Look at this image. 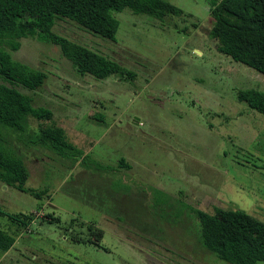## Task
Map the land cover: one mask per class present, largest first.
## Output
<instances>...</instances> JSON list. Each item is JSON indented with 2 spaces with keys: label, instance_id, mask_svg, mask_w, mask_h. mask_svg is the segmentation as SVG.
Instances as JSON below:
<instances>
[{
  "label": "rangeland",
  "instance_id": "rangeland-1",
  "mask_svg": "<svg viewBox=\"0 0 264 264\" xmlns=\"http://www.w3.org/2000/svg\"><path fill=\"white\" fill-rule=\"evenodd\" d=\"M165 1L182 13L113 12V40L54 21L53 33L128 78L78 75L56 45L33 37L8 51L45 74L35 90L15 88L51 111L82 160L71 164L28 142L32 132L19 141L2 127L26 168L25 187L46 191L34 198L0 182V208L33 217L0 248V264H229L198 243L193 209L264 222V115L236 97L250 88L264 95V75L217 49L208 0ZM12 223L0 215V228L11 232ZM88 226L100 235L89 238Z\"/></svg>",
  "mask_w": 264,
  "mask_h": 264
},
{
  "label": "trees",
  "instance_id": "trees-1",
  "mask_svg": "<svg viewBox=\"0 0 264 264\" xmlns=\"http://www.w3.org/2000/svg\"><path fill=\"white\" fill-rule=\"evenodd\" d=\"M208 5L212 18L209 36L216 39L217 49L264 75V0H208ZM124 8L153 20L182 13L165 0H0V132L6 127L19 141L25 131L28 135L32 132L28 142L35 146L49 149L71 164L82 160V151L68 142L63 129L52 122L51 111L32 107L30 98L15 88L19 85L35 90L42 85L45 74L12 59L8 51L18 48L19 39L33 37L56 45L78 75L96 79L131 77L133 73L118 63L51 31L55 19L66 18L101 38L113 40L118 26L113 12ZM236 97L264 115V95L259 90H239ZM31 120L35 127L29 131ZM12 145L0 133V182L40 198L46 190L25 187L27 171ZM119 163L123 164L122 158ZM193 211L198 219L197 241L217 259L229 264L264 262L263 221L241 210H228L224 220L202 210ZM0 215L18 222L12 223L15 226L11 232L0 228V248L5 249L33 217L21 212L9 214L1 208ZM95 230L88 226L89 238L100 235ZM84 240L89 242L88 238Z\"/></svg>",
  "mask_w": 264,
  "mask_h": 264
}]
</instances>
